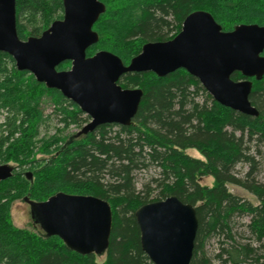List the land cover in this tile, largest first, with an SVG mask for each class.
Returning a JSON list of instances; mask_svg holds the SVG:
<instances>
[{"label": "trees", "instance_id": "1", "mask_svg": "<svg viewBox=\"0 0 264 264\" xmlns=\"http://www.w3.org/2000/svg\"><path fill=\"white\" fill-rule=\"evenodd\" d=\"M100 2L105 12L93 25L98 42L87 49L86 56L104 50L124 65L146 42L176 36L185 17L195 11L206 9L222 31L241 24L264 26V0ZM62 11L61 0H15L18 37H38L62 18ZM261 55L264 57V51ZM69 67L70 62H64L57 70ZM231 78L244 79L239 73ZM250 80L249 101L258 111L257 117L221 106L182 69L164 77L151 72L126 74L118 84L143 93L132 124H103L88 134H80L82 127L66 136L69 127H80L89 118L59 91L37 83L26 71L16 70L12 58L0 52V165L12 167L11 176L0 181V264H97L95 255H80L56 236L18 229L10 223L13 201L28 198L42 202L60 192L108 203L112 224L102 264H151L140 249L133 215L148 203L147 196L135 192L133 173L148 164H155L162 176L155 200L176 196L195 208L198 227L190 264H209L201 244L211 236L219 238L217 257L223 264H264V185L252 182L256 165L249 151L251 142L264 144V76ZM199 94L204 95L201 104ZM43 96L53 105L49 116H43L39 107ZM52 116L61 127L52 135L45 132L41 136L40 127ZM113 126L119 129L114 134ZM189 149L203 159L188 156L185 151ZM239 163L248 165L246 178L251 182L231 176ZM202 176L213 178L212 187L198 183ZM228 183L249 191L258 205L229 193ZM235 214L250 217L248 229L254 243L238 244L231 238L229 223Z\"/></svg>", "mask_w": 264, "mask_h": 264}, {"label": "water", "instance_id": "2", "mask_svg": "<svg viewBox=\"0 0 264 264\" xmlns=\"http://www.w3.org/2000/svg\"><path fill=\"white\" fill-rule=\"evenodd\" d=\"M62 18L38 37L21 40L16 31L15 0H0V52L16 70L57 90L89 118L80 134L103 124L130 126L142 98L138 88H122L126 74L151 72L164 77L185 70L223 107L257 117L249 101L252 81L264 76V26L241 25L223 32L205 11L188 14L179 33L167 41L146 42L128 65L108 51L86 56L98 42L93 25L104 14L100 0H61ZM70 62L68 70H57ZM239 73L244 79L234 81ZM12 167L0 165V181ZM45 236L58 237L80 255L100 256L109 245L112 214L108 203L92 196L56 193L42 202L22 199ZM141 251L151 264H190L198 227L193 205L176 196L144 204L134 212Z\"/></svg>", "mask_w": 264, "mask_h": 264}, {"label": "rangeland", "instance_id": "3", "mask_svg": "<svg viewBox=\"0 0 264 264\" xmlns=\"http://www.w3.org/2000/svg\"><path fill=\"white\" fill-rule=\"evenodd\" d=\"M200 10V11H205ZM63 14V12H62ZM173 33H170L169 36H171ZM149 42V41H148ZM232 77V76H231ZM202 87V86H201ZM134 88V87H129ZM200 96L197 98V101L201 104L204 100V95L199 94ZM40 110L43 113V116H49L53 111V105L48 97L43 96L40 100ZM84 118L86 117L83 116ZM3 117H0V122L2 121ZM89 120L82 124L80 127L71 126L66 131V136H70L72 134H75L79 132V130L84 127ZM118 126V125H117ZM61 126L57 123V119L52 116L47 120L46 124H43L40 127V135L42 136L43 133H47L48 135H52L53 133H56L55 129L60 128ZM115 131H119V129L115 126L111 129L112 134H114ZM236 136H239V133L236 134ZM250 147V154L255 159V173L252 176V182L259 183L260 185H264V144H257L255 145L254 142H251L249 144ZM185 153L196 159H203L200 154L193 150L189 149L186 150ZM41 156H38L40 158ZM249 170V167L245 163H239L234 166V168L231 170V176H233L235 179L240 180L241 182H251L250 178H246V174ZM160 178L162 176L160 175V169L155 164H148V166L144 169L136 170L133 173V183H134V189L136 193H141L142 196H147L148 203L161 201L155 200L157 198V195L160 191ZM247 180V181H246ZM198 183L202 186L212 187L213 185V178L212 177H200L198 179ZM226 189L229 193L232 195L238 197L239 199L243 201H247L251 203L253 206L258 205V201L256 197L251 194L249 191L244 189L241 186L228 183L226 184ZM147 203V204H148ZM9 217H10V223L13 227L18 229H25L34 233L38 234H44L42 228L33 222L30 216V210L29 205L24 202L21 198L13 201L10 204L9 209ZM250 222V217L247 214H235L230 218L229 223V232L231 235V238L238 244H246L248 242L254 243V239L250 235L248 224ZM218 237H208L205 240L202 241L201 244V250L202 253L209 262V264H223L222 261L218 259V253H219V242ZM223 239V236L220 237V241ZM97 264H102L106 261V255H100L94 257Z\"/></svg>", "mask_w": 264, "mask_h": 264}, {"label": "flooded vegetation", "instance_id": "4", "mask_svg": "<svg viewBox=\"0 0 264 264\" xmlns=\"http://www.w3.org/2000/svg\"><path fill=\"white\" fill-rule=\"evenodd\" d=\"M241 25H256V24H241ZM241 25H238V26H241ZM236 27H237V26H236ZM236 27H235V28H236ZM231 31H232V30H231ZM223 32H230V31H223ZM261 56H262V55H261ZM69 68H70V67H69ZM67 70H68V69H67ZM234 74H236V73H234ZM234 74H233V75H234Z\"/></svg>", "mask_w": 264, "mask_h": 264}, {"label": "bare ground", "instance_id": "5", "mask_svg": "<svg viewBox=\"0 0 264 264\" xmlns=\"http://www.w3.org/2000/svg\"><path fill=\"white\" fill-rule=\"evenodd\" d=\"M212 16V15H211Z\"/></svg>", "mask_w": 264, "mask_h": 264}]
</instances>
